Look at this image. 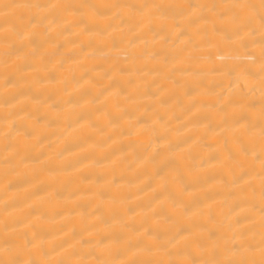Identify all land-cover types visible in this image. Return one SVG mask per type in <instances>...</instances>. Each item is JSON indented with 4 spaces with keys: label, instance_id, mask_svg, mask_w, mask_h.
I'll use <instances>...</instances> for the list:
<instances>
[{
    "label": "bare ground",
    "instance_id": "6f19581e",
    "mask_svg": "<svg viewBox=\"0 0 264 264\" xmlns=\"http://www.w3.org/2000/svg\"><path fill=\"white\" fill-rule=\"evenodd\" d=\"M0 264H264V0H0Z\"/></svg>",
    "mask_w": 264,
    "mask_h": 264
}]
</instances>
